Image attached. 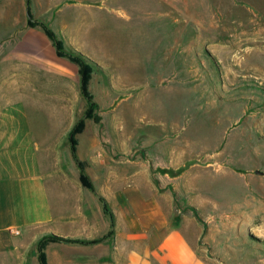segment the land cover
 I'll return each mask as SVG.
<instances>
[{"label": "rangeland", "instance_id": "374dc122", "mask_svg": "<svg viewBox=\"0 0 264 264\" xmlns=\"http://www.w3.org/2000/svg\"><path fill=\"white\" fill-rule=\"evenodd\" d=\"M107 1L111 48L83 54L91 157L200 217L202 248L224 264H264V0Z\"/></svg>", "mask_w": 264, "mask_h": 264}, {"label": "crops", "instance_id": "0c3cea01", "mask_svg": "<svg viewBox=\"0 0 264 264\" xmlns=\"http://www.w3.org/2000/svg\"><path fill=\"white\" fill-rule=\"evenodd\" d=\"M112 20L107 0H0V264H224L202 248L200 217L112 179L106 159L91 157L97 137L85 129L77 156L96 191L82 178L69 138L88 108L80 65L42 23L66 53L106 54ZM14 119L24 132L14 133Z\"/></svg>", "mask_w": 264, "mask_h": 264}, {"label": "trees", "instance_id": "16d2710c", "mask_svg": "<svg viewBox=\"0 0 264 264\" xmlns=\"http://www.w3.org/2000/svg\"><path fill=\"white\" fill-rule=\"evenodd\" d=\"M31 21L34 22V20H32V19H31ZM35 22H40V21H35ZM42 25L49 32L52 39L57 43V46H58V49L60 50V52L61 53L64 52V54L66 56L71 57L74 61L78 62L80 65L82 94L87 99L89 106L85 112V116L82 117L76 123L74 128L71 130L69 138H70V142H71L72 154H73L74 159L76 160V162L78 163V165L81 169L82 178L84 179L85 183L87 184V186L89 188L96 191L93 183L91 182V180L89 179V177L85 173V169H84V165H83L82 161L77 156V148H76V135H77V133H79L80 131H82L84 129L85 123H86L85 122L86 118H95L97 120L99 119L96 116V112H95V109L97 108V103L95 102L94 96L89 91V81L91 79L93 67H92V64H90L88 62V60L86 59V57L83 54H80L77 52H69V53L67 52L66 53L65 51H63L62 50L63 49L62 44L60 41L57 40L55 34L44 23H42ZM101 199L104 201L105 211L111 213V210L108 206L107 201L102 196H101ZM44 239L55 240V241H73V242L81 241L79 239L64 238V237H61V236H58L55 234L45 235Z\"/></svg>", "mask_w": 264, "mask_h": 264}, {"label": "built area", "instance_id": "2783aa9c", "mask_svg": "<svg viewBox=\"0 0 264 264\" xmlns=\"http://www.w3.org/2000/svg\"><path fill=\"white\" fill-rule=\"evenodd\" d=\"M14 233L19 234L20 233V230L19 229H16V230H14Z\"/></svg>", "mask_w": 264, "mask_h": 264}, {"label": "bare ground", "instance_id": "6f19581e", "mask_svg": "<svg viewBox=\"0 0 264 264\" xmlns=\"http://www.w3.org/2000/svg\"><path fill=\"white\" fill-rule=\"evenodd\" d=\"M234 57H235V56H234ZM240 60H241V59H240ZM239 62H240V61H239ZM240 66H241V64H240ZM240 66H239V67H240ZM244 68H245V67H244ZM246 68H247V67H246ZM239 69H240V68H239ZM247 70H248V69H247ZM247 70H246V71H247Z\"/></svg>", "mask_w": 264, "mask_h": 264}]
</instances>
